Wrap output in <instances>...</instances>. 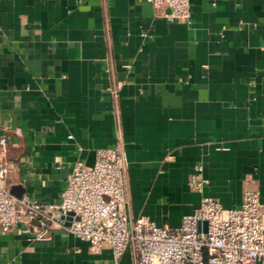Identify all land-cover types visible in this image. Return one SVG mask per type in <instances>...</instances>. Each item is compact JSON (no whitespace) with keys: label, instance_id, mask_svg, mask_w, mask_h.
Instances as JSON below:
<instances>
[{"label":"crops","instance_id":"0c3cea01","mask_svg":"<svg viewBox=\"0 0 264 264\" xmlns=\"http://www.w3.org/2000/svg\"><path fill=\"white\" fill-rule=\"evenodd\" d=\"M190 4L179 21L146 0H0L10 190L58 201L74 163L91 165L119 128L130 217L174 227L202 194L232 207L245 187L264 201V0ZM196 162L202 192L187 182ZM110 258L108 243L92 252L59 225L41 239L0 230V264ZM119 264H135L130 245Z\"/></svg>","mask_w":264,"mask_h":264},{"label":"built area","instance_id":"2783aa9c","mask_svg":"<svg viewBox=\"0 0 264 264\" xmlns=\"http://www.w3.org/2000/svg\"><path fill=\"white\" fill-rule=\"evenodd\" d=\"M146 1L155 15L179 21L191 18L190 0ZM111 91L117 95L116 87ZM6 143V136H1L0 144ZM125 165L117 128L115 143L97 148L91 165L81 160L74 163L58 201L44 202L11 192L4 179L13 167L0 158V230L17 228L41 239L53 225H59L87 241L92 252L108 243L111 258L106 264H119L128 245L135 264H264V201L255 187H245L239 204L232 207L202 194L198 207L184 213L177 226L158 225L148 215L130 217ZM206 181L202 163H194L188 185L202 192ZM68 213L70 223L65 224L62 215Z\"/></svg>","mask_w":264,"mask_h":264},{"label":"water","instance_id":"95a60500","mask_svg":"<svg viewBox=\"0 0 264 264\" xmlns=\"http://www.w3.org/2000/svg\"><path fill=\"white\" fill-rule=\"evenodd\" d=\"M10 191L15 193L16 195H20L21 194V192L18 191V186H16V185H13V187L11 188ZM62 217L65 218V224H69L70 223L69 219L71 218V215L69 213L66 214V215H62ZM199 227H200V222H198V228ZM202 228L203 229L205 228V221L204 220L202 221Z\"/></svg>","mask_w":264,"mask_h":264}]
</instances>
